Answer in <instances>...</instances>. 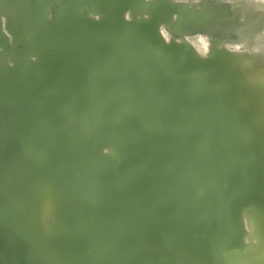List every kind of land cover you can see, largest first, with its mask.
Instances as JSON below:
<instances>
[{
  "label": "water",
  "instance_id": "95a60500",
  "mask_svg": "<svg viewBox=\"0 0 264 264\" xmlns=\"http://www.w3.org/2000/svg\"><path fill=\"white\" fill-rule=\"evenodd\" d=\"M0 13V264H38L17 221L43 229L48 264H253L255 239L264 253V86L218 41L203 57L184 37L227 9Z\"/></svg>",
  "mask_w": 264,
  "mask_h": 264
},
{
  "label": "rangeland",
  "instance_id": "374dc122",
  "mask_svg": "<svg viewBox=\"0 0 264 264\" xmlns=\"http://www.w3.org/2000/svg\"><path fill=\"white\" fill-rule=\"evenodd\" d=\"M175 1L197 7L220 6L227 9L229 13L227 18L229 19L226 26L219 28L204 27L192 35H184V37L203 57L209 53L211 42L218 41V47H224L228 51L238 54L242 58L243 66L250 72L252 80L259 81L264 86V0ZM51 15H53L52 12ZM1 18L3 22H6L9 14H1ZM161 33L166 41L180 39L179 36L170 33L166 28H162ZM5 61L10 63V59L6 57L0 59V65ZM16 224L19 226L18 221ZM23 236V242H25L28 235ZM256 241L257 239L254 240L253 244L255 246L254 254L257 257L253 259V264H258L264 257V253ZM45 253L47 254V250ZM45 253L43 252V255ZM45 257L48 259V256Z\"/></svg>",
  "mask_w": 264,
  "mask_h": 264
},
{
  "label": "bare ground",
  "instance_id": "6f19581e",
  "mask_svg": "<svg viewBox=\"0 0 264 264\" xmlns=\"http://www.w3.org/2000/svg\"><path fill=\"white\" fill-rule=\"evenodd\" d=\"M200 42H201V39H200ZM200 42H199V44H200ZM194 45H196V44L194 43ZM43 210H44L43 211V217H42L43 218V221H44L43 222V225L45 224V226L48 227L49 225L47 226V223H49V219L51 217L52 207H51L50 204H46V205L44 204ZM32 223H29L27 225H24L23 223L19 222V226L17 225L20 228V230H22L24 232L23 233L24 235L25 234L28 235V237L26 236V238H25L26 241L24 242L25 248L28 250V253L33 254L35 257H37V260H38L37 263L38 264H48L49 263V262H47L48 259H46V257H45V256H48L45 253L46 249H43L44 246H42L41 249L39 247L41 245L40 243L44 241L43 229L42 228H39L38 229V226L32 227L31 226ZM42 235H43V239H41V236ZM34 238H36L37 240H34ZM21 240L23 241L24 239L21 238ZM43 252L45 253L44 254L45 256L43 255Z\"/></svg>",
  "mask_w": 264,
  "mask_h": 264
},
{
  "label": "flooded vegetation",
  "instance_id": "af4514ba",
  "mask_svg": "<svg viewBox=\"0 0 264 264\" xmlns=\"http://www.w3.org/2000/svg\"><path fill=\"white\" fill-rule=\"evenodd\" d=\"M26 235V234H25Z\"/></svg>",
  "mask_w": 264,
  "mask_h": 264
}]
</instances>
